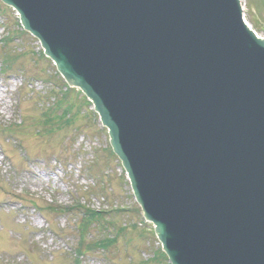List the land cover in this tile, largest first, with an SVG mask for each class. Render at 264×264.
Listing matches in <instances>:
<instances>
[{
	"label": "water",
	"instance_id": "95a60500",
	"mask_svg": "<svg viewBox=\"0 0 264 264\" xmlns=\"http://www.w3.org/2000/svg\"><path fill=\"white\" fill-rule=\"evenodd\" d=\"M108 129L170 264H264V39L239 0H1Z\"/></svg>",
	"mask_w": 264,
	"mask_h": 264
},
{
	"label": "rangeland",
	"instance_id": "374dc122",
	"mask_svg": "<svg viewBox=\"0 0 264 264\" xmlns=\"http://www.w3.org/2000/svg\"><path fill=\"white\" fill-rule=\"evenodd\" d=\"M240 2L264 38V0ZM22 31L0 4V41L8 39L0 42V264H161L106 130ZM61 97L63 108L73 106L65 124L50 111ZM78 205L110 210L96 223ZM102 239L109 242L95 254L77 250Z\"/></svg>",
	"mask_w": 264,
	"mask_h": 264
},
{
	"label": "trees",
	"instance_id": "16d2710c",
	"mask_svg": "<svg viewBox=\"0 0 264 264\" xmlns=\"http://www.w3.org/2000/svg\"><path fill=\"white\" fill-rule=\"evenodd\" d=\"M60 103V101L58 102V104L57 105H60L59 104ZM60 119H62V117H64V112H63V114H62V117L61 116H58ZM87 216H88V218H90V220L91 221H93V222H101V221H103L104 219H105V216L107 215L106 213H101V212H90V213H88V214H86ZM99 241H105V239H103V240H99ZM97 243V242H96ZM97 245H98V243H97ZM159 258H160V260H162V262H163V264L165 263V258H164V256L160 253L159 254Z\"/></svg>",
	"mask_w": 264,
	"mask_h": 264
}]
</instances>
